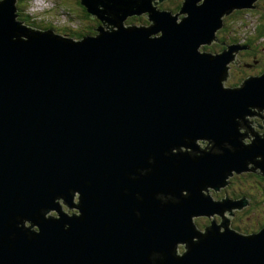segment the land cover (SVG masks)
Wrapping results in <instances>:
<instances>
[{
  "label": "water",
  "instance_id": "1",
  "mask_svg": "<svg viewBox=\"0 0 264 264\" xmlns=\"http://www.w3.org/2000/svg\"><path fill=\"white\" fill-rule=\"evenodd\" d=\"M17 1H0V264H264V226L191 225L245 206L210 195L232 175L264 177V134L239 130L264 73L225 87L229 55L201 50L252 0H80L101 24L79 40L20 22Z\"/></svg>",
  "mask_w": 264,
  "mask_h": 264
},
{
  "label": "rangeland",
  "instance_id": "2",
  "mask_svg": "<svg viewBox=\"0 0 264 264\" xmlns=\"http://www.w3.org/2000/svg\"><path fill=\"white\" fill-rule=\"evenodd\" d=\"M18 1H20V0H18ZM180 1L181 0H161L160 4H162V5L160 6L159 11H164V10H161L162 8L169 11L173 4H175V3L177 4ZM200 1L202 3L203 0H199V2ZM73 2H74V0H26L25 3H23L22 12L24 10L27 15L31 16L34 20L36 19L38 22L47 23V24L52 25V26H50V28H46L45 30L53 29L55 34L62 35L58 32L59 29H64L66 27L67 28L69 27V28H73V29L77 28V30H78L80 28L82 29L86 24H88V22L81 20V18H79L81 11H80L79 7H75V6L71 5ZM252 2L254 4H256L260 10L264 9L263 8L264 3L262 0H252ZM25 4H26V6H25ZM66 6L68 9L65 8ZM172 9H171V11H172ZM177 12H172V13L174 14ZM258 18H259V14H254V11H252V14L251 13L250 14L249 13L241 14V16L239 15L238 17L236 15L233 18L228 17V19L225 20V27H226L228 35L231 36L233 34L235 36L241 35L240 37H250V35L253 34V28H254V26H256V24H257L256 22H257ZM261 20L264 21L263 18H261ZM219 30H221V28L215 31V35H218L217 32ZM96 32L97 31H95V33ZM212 35H213V33H212ZM219 37H220V35H218V38H214V40L210 39L208 37V39L205 40L201 44L202 45L201 50L206 49L204 51L209 52L208 50H209L210 46L215 42V44L213 45V48H215L214 46H217V45L224 47V49H222L218 54L227 53L229 55V59L225 63V67H228V65H230L232 63L238 65L237 54L243 48L247 49V46H244L242 44L223 42L224 38L219 39ZM256 41H257V42H255L256 44H261L264 47V39L263 38L261 40H259L257 38ZM250 48H252V47H250ZM263 59H264V52H263V54L261 56V60H260V62L264 65ZM237 75L240 76V78H241L240 81H233L232 74H229V71H228V74L226 75V79L223 81V85L225 87H228L231 85L233 87H237L245 79L252 77L250 74H248L246 76L247 78L241 77L240 74H237ZM244 120H245L244 123L248 124V122L250 120L249 116H244ZM247 124H246V126H248ZM261 128L262 127H260L261 132L264 133V131ZM239 130H240V133H244V129L239 128ZM245 174H248L249 176L252 175V181H249V186H248L247 190L249 191V187H251L250 190H252L253 193L254 192L257 193V198H256V200L255 199H252L253 201L251 200L253 202V206H251V207L249 206L248 210L244 209L242 211V208H238L235 210L239 213L236 214L237 215L236 218L235 217L233 218L234 221L232 222V224H234L235 227L234 228L232 227V228L235 229L237 227H240L246 234H248V233H250L251 230H253L255 228L257 229V227L259 226V224H258L259 221H260V223H264L263 222L264 221V196L262 193L259 192L258 186L256 184H254V181L258 180L255 177L256 175L252 172L245 173ZM243 180L244 179H242V181ZM232 187L235 190H237L234 185ZM262 191H263V186H262ZM214 193H212V195H214ZM214 199H219V198L214 197ZM225 212H227V211H225ZM228 213H229V211H228ZM226 216L232 217V215H227V214H226ZM211 217H214V216H211ZM198 218H200V217H197L198 222L203 221V220L199 221ZM225 219H226L225 216H223L222 220H225ZM221 221H220V223H221ZM209 226H211V224L207 225L206 227H209ZM222 230L220 228L218 230V232L222 231ZM235 230H237V229H235ZM237 231L239 233H241L240 229H238Z\"/></svg>",
  "mask_w": 264,
  "mask_h": 264
},
{
  "label": "flooded vegetation",
  "instance_id": "3",
  "mask_svg": "<svg viewBox=\"0 0 264 264\" xmlns=\"http://www.w3.org/2000/svg\"><path fill=\"white\" fill-rule=\"evenodd\" d=\"M262 1L264 3V0H262ZM182 2H183V0H181L177 4L176 3L173 4L171 9L175 8V7H178V10H179V8L182 6ZM171 9L169 11H171ZM161 10H165V9L162 8ZM248 10H251V12H250L251 14H252V11H254V14H259V18H258V20L256 22L257 23L256 26L260 25V23L262 22L261 16H264V15H262V14H264V9L262 11H260L258 6L256 4H253L251 8L244 9L242 11L243 14H247ZM139 17H143V18H139ZM131 18H139L138 20H140L141 22H139L138 20H135L137 22H134L135 24H133L130 21V19H129L128 20L129 24H132V25H147L148 24V20H147V15L146 14H141L139 16H132ZM226 19H228V18H225V19L223 18V26H222L221 30H219L217 32V34L220 35L219 39L224 38L223 42L242 44L244 46H247V49L243 48L237 54L238 65L232 63L231 65H228V67H227L228 71H229V74H232L233 81H235L236 78L239 77L237 74H240L241 77H245V78H247L246 76L248 74H250L251 76H256V75L263 74L264 65L260 62V60H261V56H262V54L264 52V47L261 44H256L255 42H254L253 45L250 44V43H245L246 40H249V38L252 37V36H250V37H239V36H235L233 34L231 36H229L228 33H227V30H226V27H225V20ZM218 35H216V38H218ZM233 37L237 38L238 40H233ZM262 38L264 39V36L261 37V38H258V39L261 40ZM214 44H215V42L210 46L209 50L208 49L207 50L210 53H212L213 55H218V53L222 49L219 50L218 47H220V46H218V45L214 46L215 48H213ZM250 47H252V48H250ZM220 48H222V47H220ZM203 50H206V49H203ZM261 68H263V69H261ZM251 114L252 115L249 116L250 120H249L248 124L246 123L248 125V129H244L245 132L248 133V137L245 138V142H248V140L251 139L253 137V135H255V134L256 135H263L264 134L260 130V127H262L261 129L264 131V107H256L252 111ZM251 132H253V133H251ZM199 144L202 147H204L207 144V141H199ZM255 175H256L255 177L258 180L257 181L255 180L254 183L255 184H259V185H264V177L259 175V174H255ZM249 177L252 178V176H248V174H245V173L232 175L231 177L228 178L227 184L224 185L223 187L219 188L218 191L210 190V195H211L212 199L213 200L229 199V200H232V201H235V202L245 201L246 204H245L244 207H242V211L244 209H248L249 206L250 207L253 206V202H252L253 200L252 199H254L253 194L250 192V188L251 187H249V191L247 190V188L249 186V179H248ZM242 179H244V180L242 181ZM233 185L235 186V188L237 190H235L232 187ZM212 193H214V195H212ZM213 196L215 198H219V199H214ZM58 204H59V207H60V212L65 213L66 215L70 216L71 214H77L78 213V209H77L78 196L77 195H74L73 199L70 200V205L63 204V202L61 200H58ZM235 210L236 209H234L232 211L228 210L229 213L227 211V212L224 213L225 215L222 213V215H214V217H210V218L206 217V216H201L198 219H199V221L200 220H203V221H200V222L197 221V217H194L193 218L194 226L196 227V229L199 232H204L206 226L211 224L210 222H215L216 224H221L222 222L226 223V222H224L225 220H222L223 216H225V218L228 221L227 222L228 227L231 228L233 226V224H232V222L234 221L233 218L234 217L236 218V216H237L236 214L239 213V212H237ZM226 214L227 215H232V217L226 216ZM48 216L56 217L57 213L55 211H52V212L49 213ZM220 221H221V223H220ZM27 224L25 223L26 226H27ZM258 224H259V226L257 227V229L255 228V229L251 230L250 233L252 231H254V230H255V232L258 231L261 227H263L262 224H264V223H260V221H259ZM33 230H36L35 226L33 227ZM186 246H187L186 243L177 244L176 248H175L177 254L181 256L186 251Z\"/></svg>",
  "mask_w": 264,
  "mask_h": 264
},
{
  "label": "trees",
  "instance_id": "4",
  "mask_svg": "<svg viewBox=\"0 0 264 264\" xmlns=\"http://www.w3.org/2000/svg\"><path fill=\"white\" fill-rule=\"evenodd\" d=\"M25 1L24 0H20V1L17 2V6H18V8H20L19 11H17V19L20 22H23L25 25L30 26V27H34V28H38V29L50 28V26H52L51 24L38 22L36 19L34 20L31 16L27 15L24 10H23V12L20 11L21 9H23V3H25ZM26 4H25V6H26ZM71 5H73L75 7H79V9L81 11L79 18H81V20H84V21L88 22V24H86L82 29L80 28V29L77 30V28L76 29H73V28H69V27L67 28L66 27L64 29H59L58 32L60 34H62L63 36L72 38L74 40H79V39H81V38H83L85 36H94L96 34L95 33V29L100 26L101 22L96 17H91L90 16V14L80 4V0H74V2ZM65 8H67V6ZM177 10H178V7H175V8L172 9V12H177ZM242 11H243V9H234V10H232V12L230 14H228L227 16H225L223 18L224 19L225 18H228V17L229 18H233L236 15H237V17L239 15L241 16V14H243ZM260 11H262V10H260ZM250 12H251V10H248L247 13H250ZM262 15H264V14H262ZM139 18H143V17H139ZM139 18H130V21L133 24H135L134 22H137L135 20H138ZM261 18L264 19V16H261ZM138 21L141 22L140 20H138ZM253 31L255 32V34H251L250 36H252V37H250L249 40H246L245 43H250V44L253 45L254 42H256L257 38H261V37L264 36V21H262L260 23V25L255 26V28L253 29ZM233 40H238V39L235 38V37H233ZM220 47H218L219 50L224 49L223 47L222 48H220ZM261 69H263V68H261ZM256 76H258V75H256ZM239 79H240V76L238 78H236L235 81H240ZM248 179H249V181H252V178L251 177H249ZM256 185L258 186L259 192L262 193L263 196H264V192H263L264 191V185H259V184H256ZM262 186H263V191H262ZM250 192L253 194L254 199L256 200L257 193L256 192L253 193L252 190H250ZM262 225L264 226V224H262ZM232 227L234 228L235 225L233 224ZM235 229H237V230L240 229V232L241 233H245L240 227H237ZM237 230H235V231H237Z\"/></svg>",
  "mask_w": 264,
  "mask_h": 264
},
{
  "label": "bare ground",
  "instance_id": "5",
  "mask_svg": "<svg viewBox=\"0 0 264 264\" xmlns=\"http://www.w3.org/2000/svg\"><path fill=\"white\" fill-rule=\"evenodd\" d=\"M0 1H2V0H0ZM164 11L171 12V11H168V10H164ZM253 109H255V107H253V108H251V109L249 110L250 113H249L248 115H250V114L252 113ZM261 136H262V135H261ZM56 213H57V212H56ZM222 213L224 214L225 212H222ZM222 213H220V214L222 215ZM56 217H58V213H57V216H56ZM56 217H54V218H56ZM26 223H27V222H26ZM222 223H223V222H222ZM222 223H221V224H216V223H212V222H211L212 225H217V226H222ZM28 225H29V223H28ZM28 225H27V226H28ZM191 225H192L193 229H194L197 233H200V235H203V234H204V232H199V231L196 229V227L194 226L193 221L191 222ZM261 228H262V227H261ZM261 228H260V229H261ZM219 229H220V228H219ZM219 229H218V230H219ZM260 229H259V230H260ZM259 230H258V231H259ZM204 231H205V230H204ZM258 231H256V232H258ZM256 232H255V230H254V231H252L251 233H248V235H250V234H254V233H256ZM242 234L245 235L246 233H242ZM196 240H197L196 238H192V239H191V241H196Z\"/></svg>",
  "mask_w": 264,
  "mask_h": 264
},
{
  "label": "clouds",
  "instance_id": "6",
  "mask_svg": "<svg viewBox=\"0 0 264 264\" xmlns=\"http://www.w3.org/2000/svg\"><path fill=\"white\" fill-rule=\"evenodd\" d=\"M161 5V4H160ZM160 5L158 4L157 5V8H158V10H159V8H160ZM180 9V8H179ZM179 11V10H178ZM142 14H146L147 15V20H148V13H146V12H144V13H142ZM131 18V17H130ZM130 18H128L127 20H129ZM126 20V22H125V24L126 25H130L129 23H127L128 21ZM222 23H223V21H222ZM148 24H149V21H148ZM135 26H143V25H135ZM223 26V25H222ZM254 28H255V26H254ZM253 28V29H254ZM37 30H41V29H37ZM255 32L253 31V34H254ZM241 36V35H240ZM239 36V37H240ZM215 38H216V35H215ZM231 65V64H230Z\"/></svg>",
  "mask_w": 264,
  "mask_h": 264
}]
</instances>
